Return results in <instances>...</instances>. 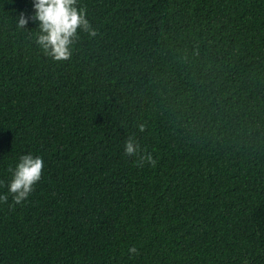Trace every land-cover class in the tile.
<instances>
[{
    "label": "trees",
    "instance_id": "1",
    "mask_svg": "<svg viewBox=\"0 0 264 264\" xmlns=\"http://www.w3.org/2000/svg\"><path fill=\"white\" fill-rule=\"evenodd\" d=\"M77 7L96 35L55 61L0 0V264H264V0Z\"/></svg>",
    "mask_w": 264,
    "mask_h": 264
},
{
    "label": "clouds",
    "instance_id": "2",
    "mask_svg": "<svg viewBox=\"0 0 264 264\" xmlns=\"http://www.w3.org/2000/svg\"><path fill=\"white\" fill-rule=\"evenodd\" d=\"M32 11L29 15L23 12L16 16L19 28H26L29 21L36 22L38 32L35 43L43 53L55 61L68 59L72 52V45L77 38V29L86 31L89 36H95L96 31L86 18L83 8L77 7V0H31ZM143 128V125H140ZM137 145L128 140L124 145L127 155L137 152ZM144 160L151 162V157L145 155ZM43 160L31 153L20 155L15 166L10 169L11 178L8 181L7 192L12 194L15 203L25 200L33 190V185L40 179ZM7 196L0 194V200ZM136 251L129 248L130 253Z\"/></svg>",
    "mask_w": 264,
    "mask_h": 264
}]
</instances>
